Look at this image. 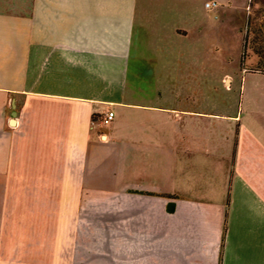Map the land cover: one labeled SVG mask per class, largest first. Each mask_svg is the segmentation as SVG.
Instances as JSON below:
<instances>
[{
  "label": "crops",
  "instance_id": "obj_1",
  "mask_svg": "<svg viewBox=\"0 0 264 264\" xmlns=\"http://www.w3.org/2000/svg\"><path fill=\"white\" fill-rule=\"evenodd\" d=\"M181 2L0 0V264H264V73Z\"/></svg>",
  "mask_w": 264,
  "mask_h": 264
},
{
  "label": "rangeland",
  "instance_id": "obj_2",
  "mask_svg": "<svg viewBox=\"0 0 264 264\" xmlns=\"http://www.w3.org/2000/svg\"><path fill=\"white\" fill-rule=\"evenodd\" d=\"M205 0H182L181 7L197 10L199 33L213 46V64L216 77L232 74L240 54L242 36L247 38L245 64L247 69L255 66L256 55L251 39L258 28L264 29V3L259 0H211L210 8L203 6Z\"/></svg>",
  "mask_w": 264,
  "mask_h": 264
},
{
  "label": "trees",
  "instance_id": "obj_3",
  "mask_svg": "<svg viewBox=\"0 0 264 264\" xmlns=\"http://www.w3.org/2000/svg\"><path fill=\"white\" fill-rule=\"evenodd\" d=\"M264 3V0H259ZM256 35L251 39L252 43H255L256 46L252 47V51L256 55L255 66L247 69L248 71H258L264 73V29L258 28L254 31ZM247 47V38L242 36L241 39V49L239 54V66L244 67L245 60V49Z\"/></svg>",
  "mask_w": 264,
  "mask_h": 264
},
{
  "label": "built area",
  "instance_id": "obj_4",
  "mask_svg": "<svg viewBox=\"0 0 264 264\" xmlns=\"http://www.w3.org/2000/svg\"><path fill=\"white\" fill-rule=\"evenodd\" d=\"M213 3L212 2H205L204 3V6L205 7H209V6H211ZM112 116H113V113H112V111H107V112H105L104 114H102L101 116H100V118H99V124L101 125V126H106V125H108L109 123H110V121H111V119H112ZM98 139H100V140H105V137H104V134H102V133H99L98 134Z\"/></svg>",
  "mask_w": 264,
  "mask_h": 264
},
{
  "label": "water",
  "instance_id": "obj_5",
  "mask_svg": "<svg viewBox=\"0 0 264 264\" xmlns=\"http://www.w3.org/2000/svg\"><path fill=\"white\" fill-rule=\"evenodd\" d=\"M12 115H14V112L12 111Z\"/></svg>",
  "mask_w": 264,
  "mask_h": 264
}]
</instances>
